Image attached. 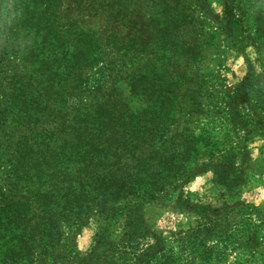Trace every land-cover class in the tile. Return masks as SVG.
<instances>
[{
  "label": "trees",
  "instance_id": "1",
  "mask_svg": "<svg viewBox=\"0 0 264 264\" xmlns=\"http://www.w3.org/2000/svg\"><path fill=\"white\" fill-rule=\"evenodd\" d=\"M223 6L220 25L205 0H0L3 264H196L143 215L206 170L237 184L236 159L264 133V0ZM243 42L259 71L223 92L210 63ZM204 214L188 237L222 218Z\"/></svg>",
  "mask_w": 264,
  "mask_h": 264
},
{
  "label": "rangeland",
  "instance_id": "2",
  "mask_svg": "<svg viewBox=\"0 0 264 264\" xmlns=\"http://www.w3.org/2000/svg\"><path fill=\"white\" fill-rule=\"evenodd\" d=\"M211 17L220 24H226L223 0H205ZM257 54L247 43L237 48H222L210 63L215 68L214 86L223 92L233 90L243 80L249 67L259 71ZM215 65V66H214ZM264 133L259 129L248 143L250 155L236 159L239 181L224 187L217 181L213 171L206 170L188 179L177 190L171 192L165 207H146L143 215L144 231L155 233L164 245L181 261L187 258L201 264H264V252H257L258 244L264 245ZM6 164L0 159V187L5 180ZM263 189V190H262ZM187 197L188 202H178L176 197ZM203 208L212 215L204 214ZM232 208L234 216L223 218L225 210ZM211 220L222 217L218 224H210L195 229L191 237L187 232L191 227L203 222L201 216ZM228 221L231 220L229 224ZM206 221V220H204ZM96 224L91 220L80 228L75 237L77 250L86 251L92 244ZM231 235H230V234ZM186 246L177 249L174 238L184 237ZM191 240V244H188ZM15 240L0 229V264ZM254 245L252 248L249 245ZM250 248V249H249ZM254 251V252H253Z\"/></svg>",
  "mask_w": 264,
  "mask_h": 264
},
{
  "label": "crops",
  "instance_id": "3",
  "mask_svg": "<svg viewBox=\"0 0 264 264\" xmlns=\"http://www.w3.org/2000/svg\"><path fill=\"white\" fill-rule=\"evenodd\" d=\"M263 187H264V184H263ZM263 190V189H262ZM264 192V191H263Z\"/></svg>",
  "mask_w": 264,
  "mask_h": 264
}]
</instances>
